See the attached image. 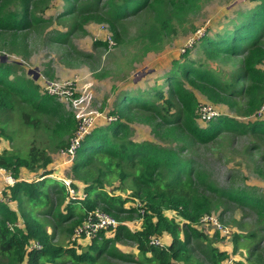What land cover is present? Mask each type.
<instances>
[{"label":"trees","instance_id":"trees-1","mask_svg":"<svg viewBox=\"0 0 264 264\" xmlns=\"http://www.w3.org/2000/svg\"><path fill=\"white\" fill-rule=\"evenodd\" d=\"M55 1L0 0V52L25 58L28 35L45 29L54 20L66 22L69 27L66 33L55 31L52 36L53 42L66 45L73 31L85 22H93L107 25L117 46L126 41L129 26L136 22L131 40L140 57H145L159 53L164 42L177 34L204 0H61L62 12L54 20L45 18ZM96 45L108 47L104 41ZM194 47L207 60L228 63L239 57L241 65L230 77L221 79L214 71L183 59L173 63V69L166 75V93L152 89L149 95L138 91L118 97L108 114L109 123L93 127L73 158V182L69 187L77 191V184L82 185V198L69 197L63 184L50 179L51 169H47L50 158L34 141L22 154L17 151L0 154V169L15 180L8 199L17 207L14 212L4 200L0 201V264H98L104 261V256L131 261L118 251L116 245L121 241L134 243L147 264H203L194 257L197 246L190 247L195 239L204 244L201 253L210 262L221 264L226 256L208 244V238L198 231L200 220L226 203L257 213L264 210V197L252 187H216L197 161L185 152L215 141L222 132L251 133L264 139V119H256L264 110V71L260 68L264 64V0H258L247 11L236 12L234 19L219 30L203 33L194 41ZM19 71L18 62L0 61V114L23 104L28 110L22 114L23 125L36 130L44 120H53L52 135L61 139L56 148L66 149L69 142L62 139L71 137L78 123L69 119L70 115L53 96L41 93L32 77ZM237 81L245 85L236 91ZM192 91L213 104L222 102L230 110L255 120L245 123L235 117L218 116L199 127L196 112L200 103ZM218 97L224 99L219 101ZM137 112L157 117L159 123L154 129L162 132V139L177 146L168 148L132 141L126 121ZM40 169L35 181L34 178L30 182L20 181L23 170L36 173ZM130 177L135 183L129 199L107 191V187L114 188L115 182L122 190ZM135 200H139L144 211L139 230L131 231L127 225L119 224L113 231L97 232L79 251L55 241V233L71 235L97 210L117 220L124 216L121 223L133 221L134 216L138 217ZM166 212L181 220L167 217ZM38 213H47L50 221L41 222L35 216ZM48 226L52 228L50 234ZM150 237L168 238L169 242L166 246H150ZM238 238L235 236V244ZM247 240L253 252L259 250L254 235H248ZM30 241L40 248L32 249L34 243L30 245Z\"/></svg>","mask_w":264,"mask_h":264},{"label":"rangeland","instance_id":"rangeland-1","mask_svg":"<svg viewBox=\"0 0 264 264\" xmlns=\"http://www.w3.org/2000/svg\"><path fill=\"white\" fill-rule=\"evenodd\" d=\"M257 3L258 0H204L200 9L188 17L187 22L178 29L177 34L164 42L163 49L159 53H150L145 57H140L137 45L131 40L136 22H132L129 26L126 41L115 45L112 49L96 45V42L105 39L110 29L105 24L93 22H85L80 29L73 31L69 44L53 42L52 36L55 31L66 33L69 28L66 22L54 20L62 12L64 6L63 1L56 0L53 7L49 8L45 14V18H52L54 22L45 29L28 35L27 56L25 58L12 57L2 52L0 56L6 55L7 59L18 62L21 65V71H19L21 74L26 75L29 70L38 73L39 78L36 83L40 88L44 82L70 81L74 88V103H61L66 114L70 115L69 119L79 123L82 117L94 118L97 114L99 118L95 120L93 127L102 126L111 120L108 114L118 97L138 91L149 95L152 89L163 90L166 93V75L173 69V63L177 61L182 62L183 59H188L198 63L204 69L214 71L221 79L230 77L231 73L240 67L241 58H231L228 63H223L219 59L207 60L201 51H198L196 47H189V44H192L199 33L209 34L219 30L223 24L234 19L236 12L247 11ZM260 68L264 71V64ZM235 83L237 84L236 91L245 85L239 81ZM185 88H189L186 82ZM192 92L196 94L200 103L196 112V122L199 127L207 125L208 117H235L238 121L245 123L255 120L254 117L242 116L237 110H230L222 102L213 104L196 91ZM223 99V97H218L219 101ZM56 101L59 102L57 99ZM22 105L17 104L14 111L0 114V129H3V132H0L3 133L0 136V154L3 151H17L22 154L34 141L39 148L46 150L50 158L51 163L47 167L51 169L50 179L63 184L69 197L82 198L81 194L84 189L82 185L77 184V191L69 187L73 182L71 166L74 157H67L61 154V149L57 150L56 145L61 139L52 135L53 124L50 122L54 121L44 120L40 123L39 129L31 130L22 123V114L28 111ZM257 117L256 119H264V110L261 116ZM126 123L131 131V140L134 142H149L168 148L177 146L170 140L162 139V132L154 129L159 121L150 113H134ZM71 137L66 140L63 138L62 141L69 142ZM185 154L197 161L202 171L216 187L220 189L252 187L264 197V158H262L264 139H259L251 133L235 135L231 132H222L215 141L207 145L193 146ZM40 172L41 169L36 173L23 170L20 181L30 182L29 177L34 178L35 181ZM134 183V178L130 177L123 184L122 190L118 189V182L114 183V188L107 187L106 189L123 199H129L134 190ZM12 186L5 182L4 175H0V201L4 200L11 210L17 212L16 204L8 199L9 189ZM4 193L7 195L3 196ZM135 203H139V200H135ZM211 214L220 225L227 227L229 234L220 235L210 224H198L197 229L208 238V244L225 254L226 258L221 264H264V210L256 213L226 203L225 206ZM166 215L181 220L174 213L166 212ZM35 216L41 222L50 221L46 217L47 213L46 215L38 213ZM123 217L120 216L118 219L120 221L115 220L119 224L127 225L131 231L140 229L141 221L139 222L137 216H134L131 222L121 223ZM85 230L83 229L84 233L80 235L55 233V241L62 247L68 249L74 246L76 251H79L91 240ZM47 232L48 234L52 232L51 226L47 227ZM106 234L112 238L111 233L107 231ZM250 234L258 240V251L253 252L251 246H247V237ZM235 236L239 237L236 244L234 243ZM161 241L166 246L169 239L163 238ZM33 243L30 241V245ZM116 246L120 253L132 260L127 262L110 260L104 256V261L98 264H147L145 258L138 255L134 243L121 241ZM193 246H197L194 252L195 258L203 264H214L201 253L205 250L201 241L192 240L190 247Z\"/></svg>","mask_w":264,"mask_h":264},{"label":"built area","instance_id":"built-area-1","mask_svg":"<svg viewBox=\"0 0 264 264\" xmlns=\"http://www.w3.org/2000/svg\"><path fill=\"white\" fill-rule=\"evenodd\" d=\"M203 35V33H199V36H197L192 44H189V47H192L194 44V41L197 38H200ZM102 41L106 42L108 45V49H112L115 45V42L112 40L111 33H108L105 39ZM41 93L53 96L55 99H57L60 103H74L75 95H74V88L73 84L70 81H63L60 83L56 82H44L41 86ZM101 115V114H100ZM99 118V116L96 114L94 118L90 117H82L81 120L78 123V128L73 134V136L70 138L68 147L64 150H61V154L66 155L67 157H74L76 155L77 150L80 148L81 141L84 139V137L92 130L94 126L95 120ZM209 119V117L207 118ZM0 175L5 176V182L8 185H13L15 183V180L12 178V176L9 173H6L4 170L0 169ZM135 208L138 212V218L139 222L141 221V216L144 214L143 209L141 208L140 203H135ZM201 225H207L210 224L220 233L222 236H226L229 234V230L227 227L220 225L212 216V214L204 216L200 223ZM119 225L117 220H115L114 217L110 216L109 214L103 213L99 210L95 211L93 216L87 218V220L84 222L82 226L74 230L75 235L83 234V229L85 230V233L90 236H95L97 232L102 230H115L116 227ZM162 244L161 239L150 237L149 238V245L150 246H159ZM39 249L40 246L38 244H33L32 249Z\"/></svg>","mask_w":264,"mask_h":264},{"label":"water","instance_id":"water-1","mask_svg":"<svg viewBox=\"0 0 264 264\" xmlns=\"http://www.w3.org/2000/svg\"><path fill=\"white\" fill-rule=\"evenodd\" d=\"M0 61H1V62H5V61H7V56L4 55V56L0 57ZM27 74H28V76H31L32 79H33L34 81H37L38 78H39L38 73H36V72L33 71V70H29V71L27 72Z\"/></svg>","mask_w":264,"mask_h":264},{"label":"crops","instance_id":"crops-1","mask_svg":"<svg viewBox=\"0 0 264 264\" xmlns=\"http://www.w3.org/2000/svg\"><path fill=\"white\" fill-rule=\"evenodd\" d=\"M50 176H52V174H51ZM50 176H49V177H50ZM31 178H32V177H29L30 180H31ZM21 179H22V178H20V180H21ZM38 179H39V178H38Z\"/></svg>","mask_w":264,"mask_h":264}]
</instances>
